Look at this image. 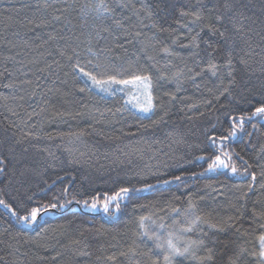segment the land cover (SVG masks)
I'll return each instance as SVG.
<instances>
[{"label": "trees", "instance_id": "16d2710c", "mask_svg": "<svg viewBox=\"0 0 264 264\" xmlns=\"http://www.w3.org/2000/svg\"><path fill=\"white\" fill-rule=\"evenodd\" d=\"M98 2L0 0V196L18 207L25 192L34 193L31 211L67 187L68 199L102 205L106 194L121 187H142V177L155 184L153 172L183 179L131 194L119 211L111 206L113 215L99 206L89 212L68 204L28 227L0 206V264H165L164 253L142 233L150 229L167 238L186 226L172 209H187L189 202L207 222L184 233V240L203 239L204 245L173 264H240L239 247L249 264H257L251 253L264 232V120L245 123L243 132L225 142L239 174L229 168L199 175L210 160L197 157L217 154L207 148L206 137L227 135L231 122L225 113L250 114L264 102V0H237L247 17L242 34L229 22L231 13L216 21L215 10L223 13L225 0H104L112 15H85ZM198 10L203 19L195 23L192 15H181ZM209 23L227 29L232 42L211 34ZM197 33L199 47H193ZM88 47L117 70L150 75L153 111L125 108L126 91L108 95L85 87L72 65L95 62ZM229 52L231 77L222 67ZM210 61L221 65L216 75L207 69ZM141 216L151 217L145 229Z\"/></svg>", "mask_w": 264, "mask_h": 264}, {"label": "snow or ice", "instance_id": "6c2138e0", "mask_svg": "<svg viewBox=\"0 0 264 264\" xmlns=\"http://www.w3.org/2000/svg\"><path fill=\"white\" fill-rule=\"evenodd\" d=\"M237 0H225L224 3V12L221 13L220 9H216L215 11L218 13L216 15V21L220 22L224 19V15L231 13L228 16L229 22L232 24L233 29L236 33L242 34L243 33V24L242 21L247 19L242 11H240L237 6ZM143 8L147 9V5H143ZM88 12H94L97 19H101L105 16L112 15V9L108 7L104 0H99L95 6H88L85 10V15ZM192 15L193 16V23L201 21L203 19V14L199 10L193 13L188 12H181V15ZM149 15L151 12L149 11ZM59 19V17H56ZM119 25V21L116 22ZM255 24V21H252ZM208 31L215 35L217 32L219 36L225 41L226 44H230L233 40V37L228 36L227 29L220 30L216 28L214 25L209 23L206 25ZM192 29L189 28V31ZM203 30V29H202ZM248 31H253V29L249 28ZM98 35V33H97ZM139 35V33H137ZM199 33L196 34L192 38V46L199 47L198 44V37ZM264 39V37H262ZM91 43V34H89V44ZM209 47H212L211 43L207 42ZM216 49L213 48V52ZM88 53L95 57V62L93 59H88L85 64H81L79 60L75 64L72 65L74 72L80 74L82 77L86 78L85 87H92L99 92L106 93L108 95H113L116 91H125L130 90L133 92V96L131 100L126 101V103L131 104L133 108L137 109V111L141 113H150L153 111L154 104H153V94H152V77L148 74H144L140 70H131V69H120L117 70L114 65H111L106 60H102L97 53L93 52L91 47L87 49ZM165 53L171 54L168 48L163 49ZM73 52L79 56V53ZM213 52H209L208 55L211 57ZM65 53L62 51L60 53L63 56ZM69 60L72 59L71 56L68 57ZM241 63H245L244 60H241ZM90 66V67H89ZM219 67L216 62H209L207 64V69L212 72L213 75H216ZM222 67L228 69V76H233V59L231 52L227 55L224 60ZM189 71H192L189 69ZM203 71V69H202ZM179 74H177L178 77ZM199 75V73H196ZM193 79L195 77H192ZM87 82H90L88 84ZM233 81L230 80L229 83L231 84ZM113 86H119L114 88ZM80 91H84V88H81ZM177 91H179V87H177ZM228 88H224V92H228ZM223 94V93H221ZM135 101V102H133ZM251 102V101H249ZM121 109H117L120 111ZM226 117L231 122L230 130L227 131V135H208L207 141L208 145L207 148L214 149L217 154L213 157H207L201 155L197 157L198 160H210L208 163L207 168L204 172L199 173V175H204L207 172H215L219 169H229L232 174L236 175L239 174L238 168L235 164L230 163L232 161V154L225 150V142L237 137V135L244 131L245 123L251 122L257 118L264 120V102L260 103L259 106H256L254 110L250 114H243L240 116L229 115L225 113ZM158 123V121L154 122ZM215 127V126H213ZM253 128L256 127L255 124L252 125ZM82 134V133H81ZM4 160L0 159V173L4 171ZM152 176L156 177V183H147L148 176L142 177L145 180V183L140 188L135 187H121L118 191L114 192L111 195H105L104 203L102 205H98L97 203H89L88 200L80 201L77 200L75 197L72 199H68V188L65 187L64 191L58 195H53L51 200L45 203L37 202L36 206L31 207V211H28L29 205L34 200V193L32 195H27L26 192L22 195L19 199L18 207H14L13 205L7 203L5 199L0 196V206H2L12 217L16 218L18 223H22L25 226L31 227L35 224L38 219L43 216H47L50 210H58L65 208L66 205L71 204L75 201L77 204H82L83 207H88L93 210H96L99 207H102L104 213L108 215H113L114 211L120 210V202L128 198L131 194L140 193L144 191H148L151 189L157 188L159 185H169L173 182H180L182 181V176L176 175L171 177V179L164 178L166 173L159 171L151 173ZM193 176H196L197 173H192ZM253 181L255 180V175L252 177ZM253 184L248 185V189H251ZM27 191V190H26ZM246 195V193L244 194ZM61 199H63V203H61ZM94 200L97 198H93ZM112 205H114V211L112 209ZM23 211L24 215H21L20 212ZM173 212H176L178 216L183 217V222L186 226H181L178 228L176 232H168L167 238L161 237L157 235L155 232H151V230L143 231V235L146 236L149 240L154 242L155 248L160 250L164 253V262L165 264H173L176 257H187L193 254V248L200 247L204 245V240H184L183 234L193 232L199 229V226L207 221L201 216L196 214L195 206L189 202V207L184 210L179 209H172ZM151 220V217L141 216L139 217L140 221V228L145 229L144 221ZM154 223V221H153ZM179 221L174 220L173 224H178ZM161 228L164 226L161 225ZM210 228L217 229L218 231H223V227H220L216 224H210ZM264 227V226H262ZM206 236L207 233H204ZM259 249L258 251H253L251 253L252 256L257 258V264H264V232H262L259 237ZM183 241V246H181V242ZM129 251L135 255V251L130 249ZM246 249L243 247H239L237 252L235 253V259L240 262V264H249L247 260L243 258V254L245 253ZM208 255L205 257L206 261L212 260V249H207ZM87 254V253H85ZM123 255V253H121ZM109 260H114V257H107Z\"/></svg>", "mask_w": 264, "mask_h": 264}, {"label": "rangeland", "instance_id": "374dc122", "mask_svg": "<svg viewBox=\"0 0 264 264\" xmlns=\"http://www.w3.org/2000/svg\"><path fill=\"white\" fill-rule=\"evenodd\" d=\"M83 78H84V77H83ZM84 79L86 80V78H84ZM89 83H90V82H89ZM113 87L116 88V87H119V86H113ZM125 91L127 92V95H126V99H125V101H124V107L127 108V109L134 110V111H136V112H138V113H140V114H144V115H146L145 113H141V112L137 111V109L133 108L131 104L126 103V101L132 99L133 92H131L130 90H125ZM102 93H103V92H102ZM104 94H106V93H104ZM133 102H135V101H133ZM147 114H149V113H147ZM98 208H99V207H98ZM98 208H97V209H98ZM97 209H96V210H97ZM84 210L89 211V212H95V211H96V210H93V209L88 208V207H84Z\"/></svg>", "mask_w": 264, "mask_h": 264}, {"label": "water", "instance_id": "95a60500", "mask_svg": "<svg viewBox=\"0 0 264 264\" xmlns=\"http://www.w3.org/2000/svg\"><path fill=\"white\" fill-rule=\"evenodd\" d=\"M242 178H243V179H246V178H248V175L243 176ZM96 203H98V202L96 201ZM72 205H76L79 209H82L81 206H80V204H77V203H76V204L71 203L70 206H72ZM36 223H37V222H36Z\"/></svg>", "mask_w": 264, "mask_h": 264}]
</instances>
